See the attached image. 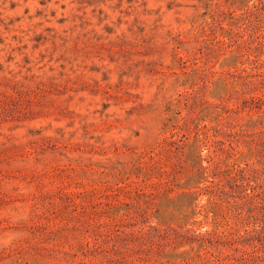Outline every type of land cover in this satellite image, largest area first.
Listing matches in <instances>:
<instances>
[{
    "label": "rangeland",
    "instance_id": "1",
    "mask_svg": "<svg viewBox=\"0 0 264 264\" xmlns=\"http://www.w3.org/2000/svg\"><path fill=\"white\" fill-rule=\"evenodd\" d=\"M0 264H264V0H0Z\"/></svg>",
    "mask_w": 264,
    "mask_h": 264
}]
</instances>
